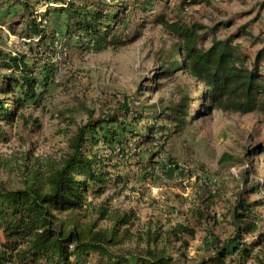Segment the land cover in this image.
<instances>
[{
  "label": "trees",
  "instance_id": "trees-1",
  "mask_svg": "<svg viewBox=\"0 0 264 264\" xmlns=\"http://www.w3.org/2000/svg\"><path fill=\"white\" fill-rule=\"evenodd\" d=\"M169 3L0 0V11L19 15V34L28 48L15 55L0 50V140L6 135L2 124L11 125L24 109L40 105L55 82L57 61L66 45L74 41L80 47L103 48L132 43L142 37L143 26L150 19L172 38L168 47L158 51L154 81L171 80L182 73L204 87L200 96L182 92L167 106L163 102H139L136 106L126 100L109 112L102 109L97 117L87 109L88 120L71 134L67 151L57 164L25 180L23 188L0 187V264H180L175 254L183 257L181 249L188 245L185 237L195 235L188 226L178 224L149 232L146 248L135 251L124 249L133 215L110 216L101 207L93 222H83L80 217V212L91 205L89 198H101L123 181L119 169L129 153L137 165L143 164L145 177H150L151 167L159 163L154 159L164 153V141L196 118L191 108L198 101L203 107L201 116L216 111L264 116V32L263 38L253 36L243 27L236 35L218 40L214 36L217 27L205 31L203 25L184 17L186 7L209 4L210 0H181L177 10L172 11ZM40 6L45 7L44 12H38ZM12 7L16 9L10 11ZM120 31L128 38L120 40ZM240 36L263 46L251 57L235 44ZM208 37L212 40L206 46ZM147 144L159 151L143 149ZM142 153L149 154L146 162ZM168 162L180 168L175 160ZM262 187L256 183L236 196L228 212L233 234L226 240L213 237L212 255L198 264H246L254 250L264 246L263 220L255 210L260 202L250 200L253 194H260ZM193 212L190 210L188 216L196 221L209 217L203 208ZM65 214L72 216L64 220ZM100 220H107L110 227L100 228ZM247 236H255V240L246 243ZM177 243L183 246L176 247ZM170 246L172 251L168 250Z\"/></svg>",
  "mask_w": 264,
  "mask_h": 264
},
{
  "label": "rangeland",
  "instance_id": "rangeland-1",
  "mask_svg": "<svg viewBox=\"0 0 264 264\" xmlns=\"http://www.w3.org/2000/svg\"><path fill=\"white\" fill-rule=\"evenodd\" d=\"M169 1L171 11L177 10L181 0ZM210 2L186 7L184 17L203 25L205 31L217 27L214 36L218 40L236 35L243 27L253 36L264 32V0ZM7 9L8 6L4 10ZM44 10L45 7H38L39 13ZM4 12L0 11V50L12 55L27 52L26 41L19 34V15ZM121 32L120 40L128 38L127 33ZM211 40L208 37L206 46ZM171 43L168 32L150 19L143 26L142 37L132 43L103 48L80 47L74 41L66 45L57 61L55 82L48 87L40 105L24 109L13 124H2L6 135L0 140V187L23 188L25 180L57 164L67 151L71 134L88 120L87 109L97 117L102 109L109 112L126 100L136 106L139 102H163L167 106L186 92L200 96L204 87L182 73L171 80L154 81L158 51ZM235 44L251 57L263 46L260 42L251 44L245 36L238 37ZM202 108L199 101L193 105L191 114L196 118L182 132L164 141V153L154 159L160 166L151 167L159 169H150V177H145L143 164L137 165L129 153L119 169L118 176L123 181L101 198H89L91 205L80 212L82 221H95L101 207L110 216L133 215L124 249L135 251L146 248L149 232L183 224L192 228L195 235L185 237V247L183 243L176 244L184 255L175 254V258L180 264H198L212 255L213 237L226 240L233 234L228 212L236 196L246 187L260 183L262 191L250 200L260 202L255 210L262 216L264 232V116L218 111L201 116ZM142 148L159 151L151 144ZM141 156L144 162L149 158L147 153ZM169 159L180 168L171 167ZM200 208L204 212L207 209L208 218L200 222L188 216L190 210L195 213ZM68 216L72 215L62 218ZM99 227L109 228L110 223L100 220ZM253 240L255 236L245 237L246 243ZM168 250L172 251V246ZM246 264H264V246L256 248Z\"/></svg>",
  "mask_w": 264,
  "mask_h": 264
}]
</instances>
